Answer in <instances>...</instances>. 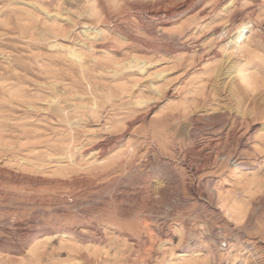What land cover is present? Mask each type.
Listing matches in <instances>:
<instances>
[{"label":"bare ground","instance_id":"bare-ground-1","mask_svg":"<svg viewBox=\"0 0 264 264\" xmlns=\"http://www.w3.org/2000/svg\"><path fill=\"white\" fill-rule=\"evenodd\" d=\"M14 1L7 2L18 37L41 76L31 73L33 66L0 62V264H216L224 256L227 264H250L254 254L236 253L237 243H230L225 255L215 238L199 236L205 229L199 222L196 232L164 224L159 203L168 183L183 180L194 200L220 208L227 229L237 237L242 233L253 196L264 190V160L248 156V151L264 152V124L258 128L250 119L245 126L246 114L264 117V53L248 48L253 26L244 31L243 18L247 11L251 16L263 10L264 0H254L245 10L239 5L246 0H232L222 10L231 23L239 22L237 32L220 45L225 60L237 57L226 66L216 59L221 51L211 39L206 47L207 40L199 37L203 24L195 19L208 8L189 17L184 13L196 7L194 0L175 8L166 6L171 0L69 2L70 9H84L80 20L71 15L63 20L62 0H34L29 6ZM210 1L216 10V1ZM122 3L142 15L119 17L115 7ZM6 13L0 15L2 26L13 20ZM79 24L84 29L76 33ZM4 34L10 35L8 30ZM43 45L50 53L37 50ZM158 55L188 78L177 91L168 87L165 69L152 73L146 68ZM220 76L226 80L223 94ZM143 78L150 79L149 91L140 85ZM165 97L176 99L163 115L150 117ZM220 97L234 100L237 111L223 110ZM39 116L52 132L36 123ZM209 119L216 131L204 139L188 137L186 142L169 132ZM93 123L107 136L84 142L83 136L95 132ZM147 124L157 144L123 142ZM126 166L155 176L130 187L118 174ZM68 186L76 193L68 195ZM88 197L99 198L101 213L88 212L94 219L71 209L72 202ZM258 234L247 235L246 242L263 257L264 223ZM254 264H264V257Z\"/></svg>","mask_w":264,"mask_h":264},{"label":"rangeland","instance_id":"rangeland-1","mask_svg":"<svg viewBox=\"0 0 264 264\" xmlns=\"http://www.w3.org/2000/svg\"><path fill=\"white\" fill-rule=\"evenodd\" d=\"M7 1L13 2L14 0L13 1L12 0H7ZM7 1L6 0H0V15L2 14V11H4V12L5 11H7V12L9 11V14L8 13H6V14L9 16L10 19L14 20V21L12 20V23L13 24L15 23L14 25L17 26V23H16V21L14 19L15 18V14L10 11V9L12 7L8 6V2ZM22 1L15 0L14 3L17 2V3H15V5H22V3H23V5H27V4H30L31 2H33L34 0H22ZM187 1H189V0H171L170 2H168L166 4V6L168 8H175L176 6H179L182 3H186ZM213 1H216L215 4L218 6V8L216 10H214V8L212 7V4H211L212 2L210 0H194V3L196 4V7L193 8V9H189L188 11H184V13H187L186 16L189 17V16H192L193 14H195L198 11V9L208 8V10H207V12L205 14H203L202 16H200V17L195 19V21L198 20V21L201 22V24H203L200 27V31L201 32L199 33V37H203V39L207 40L206 47L209 46L208 44L213 42V46H215V49L218 52L221 51L220 52L221 53L220 56L218 55V58H216V59L218 61H223V60L226 59L225 58L226 55L225 56L222 55L223 54L222 53L223 46L225 45L226 40L229 38L228 36L233 35L234 33L237 32L236 28H237V24L239 22L231 23L230 20H228V19H230L231 15L229 13L226 14L225 12L222 11L224 9V7H226L227 4L230 1H232V0H213ZM69 2H75V0H62V2H61L62 4L60 5V8H61V11L64 13L63 20H65L64 18H67V16H70V15L73 16V17H78L79 20L83 19L86 15L84 13V9L82 8V6L78 5V6L73 7L72 9H70L71 6L68 4ZM197 3H199V4H197ZM5 4L8 7H6ZM253 4H254V0H246V1H243L239 5V8L245 10L246 8H248L249 6H252ZM15 5H13V7ZM27 6H29V5H27ZM102 6H103V4H101L99 6L100 9H103ZM4 8H6V10H4ZM209 10H211V11H209ZM137 12H138V10L130 9L128 6L124 5L123 3L122 4H117L116 7H115V13L119 17H121V16L128 17V15L130 13H136V14L142 15V12H138V13ZM247 12H246L247 15L245 13L244 14V18H243V19H245V22H247V24H244V26H243L244 31H247L248 28L251 25L253 26V29L250 31V38H249V40L247 42L248 48L250 50H253V51H255V49H257L258 50V51L256 50L257 52L261 51L260 53H264V26H261V27L259 26V24H261L264 21V9L263 10L260 9L258 11L253 12L251 16H250V12L249 11H247ZM228 14H229V18H227ZM220 15H222V17ZM42 16H46V14L43 13ZM223 17H224V19H223ZM131 20L132 19H130V22H132ZM195 21H194V23L193 22L191 23L192 26L195 24ZM12 23L9 24V25H3V26L0 23V26H1L0 27V29H1L0 30V38H1L0 39V46L3 47V49H4V50H0V59H1L0 62H2V61L6 62V59L7 60L10 59V61L13 60L14 63H18V64L20 63V64H26L28 66H33L36 69L33 70V72H31V73L34 74L35 76H39L40 77L41 75L39 74V72H40V67H38L39 65L37 64V66H36V65L30 64L31 59H27V57L30 55L29 54L30 52L26 51L24 49L25 40L18 37L19 34H20V29H19L18 26L15 27L14 25H12ZM171 25H173V24H171ZM8 26H9V28H8ZM194 26H193V28H194ZM12 27H15V30H14V28L12 29ZM83 29H84L83 28V24H79L78 26H76L75 32L79 33ZM7 30H8L10 35L4 34V33L7 32ZM193 31H195V28H194ZM214 32H216V33L213 34ZM11 34L13 35V37H10V36H12ZM201 34H203V35H201ZM138 35H140L143 38L145 36L148 38V34H146L144 32H139ZM14 36H16V37H14ZM6 37H8V38H6ZM15 39H18V40H15ZM76 39H77V37H76ZM210 39H211V41L209 43ZM77 41H78V39H77ZM214 41L216 42V44L214 43ZM220 45H223V46H220ZM1 47H0V49H1ZM37 50L44 52L43 54L50 53V48H48L46 45H43L41 50L40 49H37ZM37 50H35V51H37ZM123 53H124V51H121L118 54V56L122 57ZM125 53H127V51ZM5 56H7V57H5ZM43 56H45V55H43ZM46 56H48V55H46ZM158 57H159V59H158ZM47 58L51 59V57H47ZM160 58H161L160 55H158L157 58H156L157 60L153 61V63H151V64H148L146 68L149 70V72H152V73L157 71V70L165 69L166 72H165L164 75H168V81H169V86L168 87L171 88L174 91H177L179 87L184 85V83L187 81L188 78H186L184 72H182L183 70L180 71V69H178V67H173L174 64L172 62L169 63V62L166 61L167 59L163 60V59H160ZM236 58L237 57L234 56L231 59L234 60ZM231 59H229L228 61L225 60L221 64L226 66L228 64V62H230ZM15 60H17V61H15ZM42 62H45V60L43 59ZM222 65H221V69L223 68ZM135 69L136 68H134L132 70V72L133 71L136 72ZM36 72H37L38 75L36 74ZM125 72L127 73L129 71L126 70ZM224 78H225V76H220L219 82H218L219 88L221 89L220 93H222V94L227 89L226 88L224 91H222L223 87H225L224 84H225V81H226ZM143 79L140 81V85L142 87H144V89L146 88L145 89L146 91H149V89H147V87H145V85L148 86L150 84V79H148V80H147V78L146 79L143 78ZM228 80L229 79H227V81ZM136 89L137 88H135V90ZM175 99L176 98H174V97L173 98L172 97H170V98L169 97H165L164 99H161L162 101L160 100L158 102L157 106L150 113V117H159L162 114L161 112H163V110L165 111V109L167 110V106H169L170 103L173 100H175ZM220 100H221V103H222L221 104V108L223 110L224 109H228V110H231V111H237V109H235L236 106H235L234 100L223 99V97ZM223 102L227 103V105H224ZM229 107H231V108H229ZM137 115H140V113L138 112ZM246 117L248 118L247 119L248 121L246 122L245 126H247V124L250 121V119H252V120L255 119L256 126L258 128H261L263 126V124H264V121H263L264 117H263L262 114H259V115L254 116V117L249 116L248 114H246ZM34 118H36V116ZM38 118L41 119V120L37 121L36 123L39 124V125H42V127L49 128L47 131H45L46 133L47 132H49V133L52 132V130L50 129L48 124L45 122V120L41 116H39ZM129 120H130V118H129ZM208 122H207V120L203 121L202 123L198 124L197 127H195V126H193V125H191L189 123L187 124L185 122L184 124H181V127L179 128V130L177 132L176 131L172 132V130H170L169 132H171L172 134L175 133V135H176L175 137L179 136V139L180 138H183V139L186 138L185 139L186 142H189L191 140L190 138L204 139L207 135H209L211 133H214L216 131V130L213 129V127H211V126H213V122L214 121L209 119ZM93 124L90 127H93L95 129V132L94 133L93 132L92 133H88L85 136H83V141L84 142H87V141L89 142V141H92L94 139L98 140L99 138L101 139V138H104L105 136H107L106 132L99 130L100 128H102L101 125H98L97 123H93ZM137 125H139V124H136V126ZM184 125L186 127H184ZM147 126L148 127H146L143 130V132L142 131H138V133H133L132 132L130 135H127L128 137L126 136V138L124 139L123 142H125L127 140L137 141V139H138V142H140L138 144H141V143L144 142V140L147 139L148 141H153V142H155L157 144V139H153V133H152V129H151L152 127L149 126V124H147ZM182 126L184 128H182ZM187 126H189V127H187ZM96 130H98V131H96ZM193 130H194V132H193ZM186 132H189V133L187 134ZM180 133H181V135H180ZM149 134H151V135H149ZM185 135H186V137H185ZM188 137H189L190 140L188 139ZM45 138L46 137H42V140H44ZM248 153H249L248 156H250V158H252V159L257 157L258 161L264 160V152L260 153V152L248 151ZM262 165L264 166L263 163H262ZM262 168H263V170H262ZM260 169H261L260 170V175L262 177H264V167L261 166ZM137 170H139V171H137ZM144 171H145V173H144ZM118 174L119 175H123V177H126L127 179L125 178V180L129 183V185H131L130 187H132V185H133L134 188H136V186L137 187L138 186H142L145 183L147 184L148 180H151L152 178H154L153 176H155L153 171L142 170V169H130L128 166L120 169ZM174 182L175 181H172L171 183H168L166 195H165L164 198H162L161 202L159 203V212H160V215L162 216V221H164V224H167V226L170 225V224H172V225L175 224L174 226H178V224H179L181 226H184L185 230H187V232H188V230H192V229L196 232V229L198 228V226H197L198 224L197 223L199 222L201 225L203 224L202 226H199V229L201 230V228H203V229L205 228L204 230L202 229L203 231L201 230L202 232H200L199 236L202 235L201 237L202 238H206V239L209 238V237L215 238L214 242L216 244H220L221 245L222 253H224L225 255L227 254V250H229V249H227L229 244L230 243H237L238 244L237 246H239L238 248L240 250H238L236 253H241V254L245 253L248 256L254 254L250 264H254L256 262H259L264 257V256L260 257V254L258 253V251H257L255 246H253L251 244L249 245L246 242L247 241V235H249L251 237L259 235L258 234V226L262 225L264 223V190L262 192L256 193L253 196V198L251 200L252 201L251 202L252 203L251 204V211L253 210L254 212L252 211L251 213H254L253 216L255 218L250 213L247 221L244 224L245 226H244V228L242 230V233L239 232V237H237L238 235L233 234L232 232H230V230L227 229V226H226L227 221H226L225 216H224V214H223V212H222V210L220 208L215 207V206L214 207L213 206H209L208 207L206 205V203L203 202L202 200H200V201L194 200V198L190 195V192L188 191L187 187L184 185L183 180H178V182L176 181L175 183ZM64 190L66 191V193L68 195H72V194L76 193V191H77L72 186H68ZM203 194L205 195V198L208 199V196L206 195L207 193L205 192L204 188H203ZM87 200L89 202H87ZM96 201L99 202V198H97V197L96 198L88 197L85 200L84 203H82L81 201H80V203L72 202L71 203L72 204V208L71 209L75 213H80V214H83V215H87V216L92 218V215H88V212L89 213L90 212L91 213H95V214H98V215H99V213H101L100 212L101 211V206ZM98 209H99V211H98ZM94 218H92V219H94ZM176 222H178V223H176ZM194 223H195V225H194ZM232 227H234V225H232ZM234 253H235V251H234ZM226 258L224 256V258H222L221 260H217L216 264H227V262L229 260H228V258L227 259ZM231 263H233V261Z\"/></svg>","mask_w":264,"mask_h":264}]
</instances>
